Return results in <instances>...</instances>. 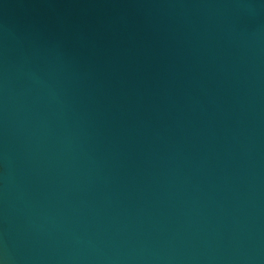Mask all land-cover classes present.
I'll list each match as a JSON object with an SVG mask.
<instances>
[{
  "label": "water",
  "instance_id": "95a60500",
  "mask_svg": "<svg viewBox=\"0 0 264 264\" xmlns=\"http://www.w3.org/2000/svg\"><path fill=\"white\" fill-rule=\"evenodd\" d=\"M0 264H264V0H0Z\"/></svg>",
  "mask_w": 264,
  "mask_h": 264
}]
</instances>
